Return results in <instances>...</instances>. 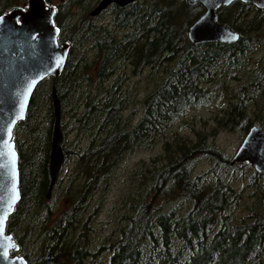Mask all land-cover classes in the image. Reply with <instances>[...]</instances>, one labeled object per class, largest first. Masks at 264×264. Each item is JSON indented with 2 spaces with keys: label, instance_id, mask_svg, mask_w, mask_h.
<instances>
[{
  "label": "trees",
  "instance_id": "trees-1",
  "mask_svg": "<svg viewBox=\"0 0 264 264\" xmlns=\"http://www.w3.org/2000/svg\"><path fill=\"white\" fill-rule=\"evenodd\" d=\"M195 7L202 9L183 0H134L112 8L110 26H95L91 18L85 25H68L63 16L58 18V44L71 48L67 61L57 78L35 87L24 119L11 132L19 199L4 229L27 264H264V172L253 171L246 161L230 164L204 135L196 134L199 139L190 144L174 135L172 143L166 138L186 109L208 105L221 91L218 127L264 130V113L251 107L257 90L248 93L244 83L233 90L229 86L241 67L249 66L250 81L258 80L255 85L264 97V68L252 58L257 47L264 52V9L237 0L219 6L217 21L236 30L237 39L192 44L185 29L199 14ZM87 41L97 54L95 69L88 72L86 64L78 67L71 56L77 44ZM124 62L134 73L142 67L161 69L135 117L133 110L126 113L128 94L121 90L116 70ZM46 80L54 85L61 113H69L77 138L83 134L87 143L75 151L63 148L65 158L74 159L73 177L61 189L64 208L51 220L50 196L45 195L52 122ZM40 102L46 105L42 120ZM69 126L60 123L64 133ZM159 141L166 154L156 160L164 163L142 176L144 187L129 196V214L115 237L93 245L86 233L96 191L126 155ZM195 157L210 162L207 172L192 174ZM236 170L248 173L244 184L256 195L249 215L238 218L234 211L244 186L234 184ZM239 179L243 182L241 174Z\"/></svg>",
  "mask_w": 264,
  "mask_h": 264
},
{
  "label": "water",
  "instance_id": "water-1",
  "mask_svg": "<svg viewBox=\"0 0 264 264\" xmlns=\"http://www.w3.org/2000/svg\"><path fill=\"white\" fill-rule=\"evenodd\" d=\"M133 0H98L94 13L113 2L122 6ZM187 5L198 4L202 9L189 24L186 31L187 40L192 43L207 41L231 43L237 39L236 30L217 21L215 11L219 6H227L234 0H183ZM264 9V0H237ZM29 12L21 15L18 24L15 18L18 11H11L0 17V219L7 212V219L19 199L17 153L8 129H12L18 120L24 119L29 100L35 87L46 78H57L62 72L64 63L71 50L68 43L58 45V29L52 22V10L43 9L42 0H31ZM235 36L236 38H231ZM62 63L57 66V61ZM29 88L31 89L29 91ZM49 104L52 118L49 129V144L45 161L46 186L48 197L54 188L60 169L65 162L63 152L64 132L60 129L61 108L54 85L50 87ZM32 99V98H31ZM22 111V116H21ZM12 135V134H11ZM15 153V176L10 155ZM230 164L249 162L255 172H264V130L251 125L243 134L234 153L228 158ZM13 184L18 199L12 203ZM10 206V210H9ZM6 219V220H7ZM0 232V264H27L22 255L15 252L18 244L6 233Z\"/></svg>",
  "mask_w": 264,
  "mask_h": 264
},
{
  "label": "rangeland",
  "instance_id": "rangeland-1",
  "mask_svg": "<svg viewBox=\"0 0 264 264\" xmlns=\"http://www.w3.org/2000/svg\"><path fill=\"white\" fill-rule=\"evenodd\" d=\"M52 2H58V0H51ZM97 0H91L86 4V12L80 11V16L70 17L71 25H74V22L77 23L78 20L85 21L86 18H91L92 23L97 25L99 22L107 24L110 26L111 20V11L104 12L102 15L95 14V16H90L89 11L93 4ZM201 12L199 7L195 9ZM75 7L70 8V12L74 13ZM94 15V14H93ZM95 17V18H94ZM91 44L79 43L71 51V56L73 57L74 62L78 63V67L82 66L83 63L87 65V72L91 69H95V64L97 62V54L92 50ZM263 50L261 48H256L255 53L252 54L253 60H260L261 67L264 68V62L262 61ZM249 66L241 67L239 73L237 74V80H230L229 86L233 90L237 87L239 83H244L248 93L253 94L256 90V95L253 94V99L256 101V106L252 105L251 107L256 109L257 114L264 113V97L261 96L260 86H256L255 82H251L252 73L247 70ZM117 74L120 76V82L123 85L121 90L127 92L128 94V111L133 110L134 116H137L140 109V100L143 96L152 88L155 83L158 81L161 75V69L155 71L153 69L141 68L139 72H133L130 65L127 62L121 63L117 67ZM256 84V85H255ZM45 88L52 87L50 81L46 80L44 82ZM84 90V88H83ZM222 91L217 94V97L210 101L208 105L201 106L197 108L186 109L184 113L180 116L171 126V129L167 131V140L172 143L170 138L177 139L178 141H183L185 144H190L196 140V134L204 135L208 144H213L215 147H218L222 152L226 154L229 158L234 153L235 148L242 139L243 132L240 130H235L234 132L230 131L227 127H218L217 121L221 119L220 106L221 102L224 99L221 97ZM221 98V99H220ZM40 102V111L39 116L44 119L45 116V106L41 105ZM43 104V103H42ZM255 104V103H254ZM62 109V108H61ZM61 120L63 123L70 125L67 132L64 133V142L63 148H71L74 151L80 147L82 148L86 143V137L81 134L77 138L76 131L73 130V126L69 124L70 117L69 113H61ZM60 122V123H62ZM171 131V133H170ZM199 139V138H197ZM166 152L163 150L162 141L158 143L153 142L150 147H140L136 151L126 155L117 165L109 179L101 184L99 189L96 191L95 195L92 198L91 208L93 209L92 218L90 222V229L86 235L92 239V244L97 245L99 243L103 244L107 240L113 239L117 234V231L124 222V216L129 214V202L127 201L129 196L132 197L135 194L136 190L143 189L144 185L141 183L142 178L147 175V170L152 169L153 167H158L164 162H157L156 158H164ZM192 166V174H200L201 172H207L210 167V162L205 157H195ZM163 160V159H162ZM74 166V159L69 158L65 159L62 169L59 172V180L57 185L52 189L49 197V203L52 208V213L50 219L56 217L60 211L64 208V199L61 195V189L63 186L72 179V169ZM252 169V168H251ZM235 175H238L234 184L238 183V186H244L240 192L239 205L234 211V217L238 218L240 216L249 215L250 206L256 202V195L250 193L251 188L245 186V178L248 173H239L234 172ZM239 174L243 176V182L239 179ZM226 173H222L224 177ZM143 176V177H142ZM258 208V207H257ZM37 224V221L34 225ZM38 227V226H36ZM36 232V230H35ZM35 235V234H33ZM104 260V258H103Z\"/></svg>",
  "mask_w": 264,
  "mask_h": 264
},
{
  "label": "flooded vegetation",
  "instance_id": "flooded-vegetation-1",
  "mask_svg": "<svg viewBox=\"0 0 264 264\" xmlns=\"http://www.w3.org/2000/svg\"><path fill=\"white\" fill-rule=\"evenodd\" d=\"M31 0H0V17H2L3 15L6 16L9 12L11 11H18L20 15H17L15 18V23L18 24L21 20V15H26V13L29 12V3ZM43 3V9L45 10H49V8L52 10V22L54 27H56L58 29V34H57V38H59V33H60V29L59 26H62L59 22V20L62 18V16L64 17L63 19L68 25L70 23V17H77L80 16V11L81 12H86V4L89 3V1L91 0H58V2H52L51 0H42ZM98 1V0H97ZM134 1V0H133ZM131 1V2H133ZM130 3V2H128ZM128 3L124 4L123 6L127 5ZM97 4V2L95 3V5ZM95 5L93 4L92 8L89 10L91 11V13H89L90 16H95L91 15L92 13H94V7ZM116 6L118 7L117 4L111 2L109 3V5L101 10H99V12L97 13L96 16L98 15H102L104 12L108 11V9L110 11H112V8ZM73 7H75V11L74 13L70 12V8L73 9ZM121 7V6H120ZM59 18V20H58ZM95 18V17H94ZM79 25H85L84 21L79 20L78 21ZM56 38V42L58 44ZM63 44V43H60ZM58 44V45H60Z\"/></svg>",
  "mask_w": 264,
  "mask_h": 264
},
{
  "label": "snow or ice",
  "instance_id": "snow-or-ice-1",
  "mask_svg": "<svg viewBox=\"0 0 264 264\" xmlns=\"http://www.w3.org/2000/svg\"><path fill=\"white\" fill-rule=\"evenodd\" d=\"M231 38L235 39L236 37L235 36H232ZM57 66H59L62 61L58 60L57 62ZM31 89L29 88V91ZM21 116H22V111H21ZM8 132H9V137L11 136V129H8ZM5 155H10L11 157V165H12V168H13V178L15 176V153L14 152H11V153H6ZM0 167H3V165H0ZM12 191H13V196H12V203H15V200L18 199V193H16V189H15V184H13V188H12ZM9 210H10V206H9ZM7 219V212H5L3 214V219H0V232L3 231V224H4V221Z\"/></svg>",
  "mask_w": 264,
  "mask_h": 264
},
{
  "label": "bare ground",
  "instance_id": "bare-ground-1",
  "mask_svg": "<svg viewBox=\"0 0 264 264\" xmlns=\"http://www.w3.org/2000/svg\"><path fill=\"white\" fill-rule=\"evenodd\" d=\"M222 7V6H221ZM220 9V8H219ZM216 13V12H215ZM54 79V78H53Z\"/></svg>",
  "mask_w": 264,
  "mask_h": 264
}]
</instances>
